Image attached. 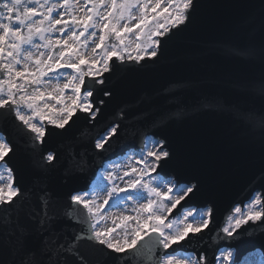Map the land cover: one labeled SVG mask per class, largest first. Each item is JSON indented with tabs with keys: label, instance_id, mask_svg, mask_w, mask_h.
Instances as JSON below:
<instances>
[{
	"label": "snow or ice",
	"instance_id": "snow-or-ice-1",
	"mask_svg": "<svg viewBox=\"0 0 264 264\" xmlns=\"http://www.w3.org/2000/svg\"><path fill=\"white\" fill-rule=\"evenodd\" d=\"M196 4L0 0V119L30 139L33 153L49 129L65 132L80 115L88 121L82 150L68 146V178L82 184L53 192L46 177L60 153L39 152L33 192L39 208L18 207L28 192L19 180V145L0 131V211L6 213L0 264H92L81 242L126 264H264V244L243 252L232 244L248 228L264 229V192L230 205L213 243H202L217 209L208 201L190 203L203 186L183 166L184 147L161 131L173 113L129 118L121 109L97 126L105 105L97 96L113 95L107 80L118 69L157 60L164 40L191 23ZM63 220L78 227L71 243L57 234Z\"/></svg>",
	"mask_w": 264,
	"mask_h": 264
},
{
	"label": "water",
	"instance_id": "water-1",
	"mask_svg": "<svg viewBox=\"0 0 264 264\" xmlns=\"http://www.w3.org/2000/svg\"><path fill=\"white\" fill-rule=\"evenodd\" d=\"M106 88L113 95L97 96L105 99L98 127L115 120L121 109L129 118L139 112L174 114L161 131L184 147L183 166L202 183V192L190 203L208 201L217 209L212 231L203 237L206 246L213 243L210 237L222 226L230 205L264 192V119L258 115L264 113V0H197L191 23L164 40L157 60L118 69ZM208 99L214 102L209 104ZM87 125L80 115L65 132L49 129L46 143L33 153L30 139L0 119V131L10 133L19 145V180L28 192L18 207L39 208L33 192L40 175L35 166L40 151L60 153L46 177L53 192L64 193L83 183L68 178V146L82 150L78 142ZM172 169L170 165L166 171ZM5 216L0 211V221ZM77 231L70 221L57 224L62 241L71 243ZM232 244L241 252L264 244V229L248 228ZM81 248L92 264H126L84 242ZM3 259H9L7 252Z\"/></svg>",
	"mask_w": 264,
	"mask_h": 264
}]
</instances>
